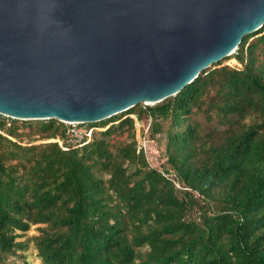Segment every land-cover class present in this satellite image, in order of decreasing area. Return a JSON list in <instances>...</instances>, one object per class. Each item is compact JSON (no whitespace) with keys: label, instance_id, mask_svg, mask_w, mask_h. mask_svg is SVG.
I'll return each mask as SVG.
<instances>
[{"label":"trees","instance_id":"1","mask_svg":"<svg viewBox=\"0 0 264 264\" xmlns=\"http://www.w3.org/2000/svg\"><path fill=\"white\" fill-rule=\"evenodd\" d=\"M235 50L80 144L55 118L1 121L0 264H264V23ZM130 113L163 139L159 168Z\"/></svg>","mask_w":264,"mask_h":264},{"label":"water","instance_id":"2","mask_svg":"<svg viewBox=\"0 0 264 264\" xmlns=\"http://www.w3.org/2000/svg\"><path fill=\"white\" fill-rule=\"evenodd\" d=\"M263 23L264 0H0V112L92 123L157 103Z\"/></svg>","mask_w":264,"mask_h":264},{"label":"rangeland","instance_id":"3","mask_svg":"<svg viewBox=\"0 0 264 264\" xmlns=\"http://www.w3.org/2000/svg\"><path fill=\"white\" fill-rule=\"evenodd\" d=\"M230 56L231 57H229L227 59H222L220 61V63L221 64L233 63L232 60H233L234 54H230ZM155 104L156 103L149 104V106H153ZM143 107H146V106H143ZM117 114H120V112ZM129 116L133 117V119H134L135 137H136V141H137V150L140 148L143 149L148 163L151 166H155V167L159 168L164 163V158L162 156L163 139L162 140H159V139L156 140V138L153 137L152 133H150V120H151V118L145 117V118H142L140 120H137L134 114L130 113ZM112 122H117V121H111V122H108V124H110ZM64 124L68 127H72L74 129V131L77 133L76 135L71 136V138L69 140H67V143H75V144L78 143L79 142L78 138L80 137V135L86 129H88V128L90 129V127H87V125H86L87 123H77V124H74L73 126L69 125L67 123H64ZM164 125H165V123H164ZM92 129L94 132V131H100L104 128L92 127ZM92 133H91V136L89 139L92 138ZM123 137H124V133L123 134L116 133V134L112 135L110 137V139H111V141H115V140L121 139ZM89 139L87 138L86 140H89ZM46 141H53V140L37 138L36 140L33 141V143L46 142ZM31 231L36 232L34 230V228H32ZM27 255H28L29 264H41L39 259H37L36 255L34 254L32 248L27 251Z\"/></svg>","mask_w":264,"mask_h":264},{"label":"built area","instance_id":"4","mask_svg":"<svg viewBox=\"0 0 264 264\" xmlns=\"http://www.w3.org/2000/svg\"><path fill=\"white\" fill-rule=\"evenodd\" d=\"M235 53H236V50H234L231 54H235ZM13 119H17V118H14L13 116H10V115H7V114H5V113H1V112H0V122H1V121H4L5 124L8 125V124L11 122V120H13ZM66 123L69 124V125H72V126H73L74 124H77V122H66ZM0 133L4 134V132H3L1 129H0ZM66 133H67V134H66V139H67V140H69V139L71 138V136L77 134V133L74 131V129H73L72 127H68ZM91 133H92V128H90V129H89V128L86 129V130L80 135V137L78 138L79 142H81L83 139H85L84 142L88 141V140H86V139H87V138H88V139L90 138ZM84 137H85V138H84ZM51 140H53V141H57V142L59 143V145H61L63 148H66V147L63 146V144H62V140H60L59 138H52ZM89 140H90V139H89ZM78 144H80V143H78Z\"/></svg>","mask_w":264,"mask_h":264}]
</instances>
